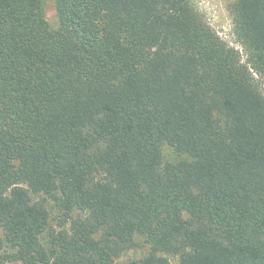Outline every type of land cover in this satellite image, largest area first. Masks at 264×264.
<instances>
[{"label":"trees","instance_id":"1","mask_svg":"<svg viewBox=\"0 0 264 264\" xmlns=\"http://www.w3.org/2000/svg\"><path fill=\"white\" fill-rule=\"evenodd\" d=\"M55 10L0 0V264H264V0L242 53L192 0Z\"/></svg>","mask_w":264,"mask_h":264},{"label":"rangeland","instance_id":"2","mask_svg":"<svg viewBox=\"0 0 264 264\" xmlns=\"http://www.w3.org/2000/svg\"><path fill=\"white\" fill-rule=\"evenodd\" d=\"M233 0H192L197 12L203 18L206 24L212 27L216 33L229 45L234 46L242 53L241 46L235 41L232 33V14L230 7ZM43 8L45 18L47 19L50 28L56 29L58 19L55 10V0H43ZM163 161H175L177 156L173 149L167 145H161ZM33 200H41L43 195H31ZM44 203L49 210L50 225L59 229L61 215L58 209L54 206L51 199H45ZM139 245L124 251L116 258V264H126L130 259L142 257L148 251V245L144 243L141 237L137 238ZM169 264H179L177 255H168ZM5 264H22L20 261H7Z\"/></svg>","mask_w":264,"mask_h":264}]
</instances>
